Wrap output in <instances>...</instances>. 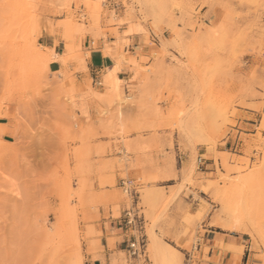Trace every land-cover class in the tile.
<instances>
[{
  "label": "rangeland",
  "instance_id": "rangeland-1",
  "mask_svg": "<svg viewBox=\"0 0 264 264\" xmlns=\"http://www.w3.org/2000/svg\"><path fill=\"white\" fill-rule=\"evenodd\" d=\"M102 207L143 256L106 258ZM209 229L264 264V0H0V264H196Z\"/></svg>",
  "mask_w": 264,
  "mask_h": 264
},
{
  "label": "crops",
  "instance_id": "crops-1",
  "mask_svg": "<svg viewBox=\"0 0 264 264\" xmlns=\"http://www.w3.org/2000/svg\"><path fill=\"white\" fill-rule=\"evenodd\" d=\"M129 39L133 40L135 43L130 48L131 53L127 58L135 56L137 62H140L141 55H149L148 48L139 49L141 40L139 35H131ZM48 48H54V51L57 54L61 53L59 50V44L50 45ZM126 50L127 49H125V51ZM115 64V59L111 55L105 54L101 49L92 50L88 58V68L90 73L93 75L96 74V76H99L100 78L105 74L108 68L113 67ZM60 66L61 63L59 60H52L50 62V69L52 70L57 71L61 68ZM110 71L113 72V70ZM135 74H137V67L134 65L133 61L124 60L120 62L117 76L121 80L120 86H123L125 92H129V87L132 84ZM117 182L121 184L122 181L118 178ZM110 188L111 187L107 186V189ZM100 213L101 218L97 224L103 233L101 242L104 247V254L108 259L115 250H125V247L128 245L131 238L127 234L128 230H124L123 218L115 217L111 207L107 212L106 209L102 207ZM209 231L210 232L203 236V239L204 244L208 245L210 250L205 253L200 246V258L197 260L196 264H249L250 253H248L247 258V248L243 250V253L237 258V261L234 262L235 251L231 247L244 240L242 236L212 229H209ZM112 238H116V240L113 242ZM226 245H228V247L224 248ZM86 264H101V260L99 258L92 259L89 257Z\"/></svg>",
  "mask_w": 264,
  "mask_h": 264
},
{
  "label": "built area",
  "instance_id": "built-area-1",
  "mask_svg": "<svg viewBox=\"0 0 264 264\" xmlns=\"http://www.w3.org/2000/svg\"><path fill=\"white\" fill-rule=\"evenodd\" d=\"M200 161L202 162L203 158H200ZM202 163L204 164V161ZM124 217L126 218V222L127 223H131L134 220V218H136V214L133 213L132 210H128V211H126ZM138 223L139 224L138 225L136 224V227L137 226L141 227L140 224H142V222L139 220ZM127 246L129 248V252H130L131 255H133L135 257L143 256V254H144V245H143L142 241L139 240V238H134L133 240H130L128 242Z\"/></svg>",
  "mask_w": 264,
  "mask_h": 264
},
{
  "label": "bare ground",
  "instance_id": "bare-ground-1",
  "mask_svg": "<svg viewBox=\"0 0 264 264\" xmlns=\"http://www.w3.org/2000/svg\"><path fill=\"white\" fill-rule=\"evenodd\" d=\"M105 78H106V80H107L108 82H112L113 84H114V83L117 84V83L120 81V79H118V77H116V76L113 74L112 71H108V73L106 74ZM229 217H230V216H229ZM155 242H156V241H155ZM155 245H156V243H155Z\"/></svg>",
  "mask_w": 264,
  "mask_h": 264
}]
</instances>
